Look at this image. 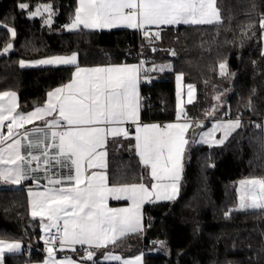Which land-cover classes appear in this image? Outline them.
Wrapping results in <instances>:
<instances>
[{"label":"trees","instance_id":"obj_1","mask_svg":"<svg viewBox=\"0 0 264 264\" xmlns=\"http://www.w3.org/2000/svg\"><path fill=\"white\" fill-rule=\"evenodd\" d=\"M20 3H27L29 9L21 10ZM48 4L56 13L51 25L41 17H28L29 10ZM76 7L77 0H0L1 24L16 31L12 37L0 27V52L7 42L13 44V50L0 55V93L16 91L21 110L28 111L43 104L50 90L70 81L75 66L21 67L22 60L78 52L79 64L85 66L137 61L143 45V67L149 71H142L141 77L150 78L141 82L144 121L176 118L175 77L181 72L197 92L193 103L186 105L187 117L206 119L207 127L209 118L240 116L242 127L222 145L191 143L179 196L146 204L144 231L120 245L130 255L149 248L145 264H264V211L238 209L236 187L238 180L264 177V133L255 127L264 125L259 26L264 0H216L222 26H165L159 39L151 35V42L131 28L69 31L64 26ZM250 24L255 27L249 31ZM221 62L227 63V77L219 75ZM162 65H170V70H151ZM217 95L219 102L213 98ZM218 103V111L206 115ZM134 144L132 138L109 139L110 184L140 181L143 166L130 147ZM25 185L0 188V237L25 243L24 252L6 256L5 264H27L44 256L40 223L29 214ZM97 257L96 264H120L100 260V252Z\"/></svg>","mask_w":264,"mask_h":264},{"label":"snow or ice","instance_id":"obj_2","mask_svg":"<svg viewBox=\"0 0 264 264\" xmlns=\"http://www.w3.org/2000/svg\"><path fill=\"white\" fill-rule=\"evenodd\" d=\"M18 7L29 9L27 3H20ZM42 11L48 13L44 22L51 25L56 14L51 4L38 5L28 12V17L41 16ZM222 24L216 0H78L74 17L64 27L69 31L81 26L83 29L131 28L142 31L151 42V35L159 39L160 32L150 34L148 26L219 27ZM259 26L264 32V15ZM0 27L16 36L14 27L4 24ZM254 27L250 24L248 30ZM12 47V42H7L0 55L7 54ZM171 55L175 56L176 52L171 50ZM37 63L75 66V70L68 83L46 94L43 107L34 106L27 113L18 111L15 92L0 93V182L19 185L25 180H36L30 173H37L42 167L46 176L56 165L68 169L67 176L48 180L54 186H46L43 191L29 190L31 216L34 220L40 219L44 232L41 239L47 258L43 264H96L101 250H104V261L142 264V255L124 259L115 255L114 249L127 236L144 231L145 204L174 201L179 194L186 146L190 143L185 136L192 126L181 99L183 73L176 76L175 122L142 124L139 85L141 72L149 71L143 67L144 61L89 68L79 66L77 54L73 53ZM20 65L24 67V61ZM165 69L170 70V65L154 66L151 70ZM219 70L221 77L230 75L226 62L219 64ZM187 89V103L192 104L195 86L188 84ZM213 98L221 101L220 95ZM219 107V103L214 105L206 115H214ZM37 121L43 122L42 126ZM126 125L135 127L134 135ZM241 127L240 116L235 120H220L201 135L199 143L222 145ZM255 127L264 133V125ZM217 132L222 133L219 139L215 138ZM121 137L135 140L130 147H134L144 173L138 183L110 185L103 171L107 168V144L110 138ZM195 142L193 139L192 143ZM239 183V209L264 211V177ZM110 199L126 200L129 206L110 207ZM77 245L84 252L79 261L70 256L57 258V251L77 252ZM21 247L18 241L0 239V264H5L6 254L19 253Z\"/></svg>","mask_w":264,"mask_h":264},{"label":"crops","instance_id":"obj_3","mask_svg":"<svg viewBox=\"0 0 264 264\" xmlns=\"http://www.w3.org/2000/svg\"><path fill=\"white\" fill-rule=\"evenodd\" d=\"M77 6H78V0H77ZM1 24V22H0ZM165 26H171V25H161L159 26V28L161 27H165ZM174 26H178V25H174ZM154 27H157L155 25H152V26H148V31H152V33L154 34L155 32L157 31H154L153 28ZM82 28V26H81ZM125 28V27H124ZM113 29H116V28H113ZM87 30H110V29H87ZM145 37V36H144ZM3 51V49L1 50ZM262 52L264 53V32H262ZM75 53V52H73ZM73 53H70V54H56V55H51V56H46V57H41V58H36V59H25V60H22L24 61L25 63V66L24 67H42V66H65V65H41V64H38L37 62L42 60V59H48V58H51V57H55V56H67V55H71ZM77 54V53H75ZM77 62L79 64V54H77ZM122 64H139L138 61H131V60H128V61H123V62H119V63H108V64H102V65H95V66H85V65H80L81 67H97V66H108V65H122ZM75 70V69H74ZM69 82V81H68ZM67 82V83H68ZM141 82H142V79H141ZM59 87V86H58ZM57 88V87H56ZM55 89V88H54ZM52 89V90H54ZM51 91V90H50ZM9 92H15L17 94L16 91H9ZM139 92H140V95H141V83L139 85ZM2 93V92H1ZM142 97V95H141ZM47 99V98H46ZM17 100H18V104H19V109L18 111H22V112H30V111H33L34 110V107L31 108L30 110L28 111H23L21 110L20 108V102H19V96L17 94ZM46 102V101H45ZM45 102L43 104H40V105H36V106H41L43 107V105L45 104ZM141 105H142V101H141ZM141 109H142V106H141ZM211 119V123L209 124V126H205V123H206V119H202V120H196V119H193V118H189L188 117V120L191 122V127L189 128L188 132L186 133V136L185 138L188 139L190 141L189 145L186 146V151H185V156H186V152H187V149L188 147L191 145L193 139L196 141V143H199V140H200V137L201 135L204 133V132H207L209 131L213 125L215 123H217L218 121L220 120H225L227 121L228 119H232V120H235L236 118L234 117H220V118H209ZM176 118L174 120H168V121H144L142 119V115H141V112H140V122L142 124H153V123H158V124H166V123H172V122H175ZM183 122V121H182ZM37 125H40L42 126L43 122H40V121H37L36 122ZM33 125H28L26 127H32ZM126 127H129L130 129V132L134 135V132H135V127L133 125H126ZM4 131L6 132V129H4ZM133 131V132H132ZM222 136V133L221 132H217L215 134V138L216 139H219L220 137ZM199 144H203V143H199ZM213 145H216V144H213ZM106 164H107V167H108V150H107V157H106ZM184 169H185V158H184V162H183V172H182V177H183V173H184ZM103 171H106V174H107V177H108V172H107V168ZM143 173H144V169H143ZM69 173H68V169L66 168H61L59 165H56L54 167H52L49 172L47 173V176L45 174V172L43 171V167L42 169L37 172V173H30V175H35L37 177L36 180H32V179H29V180H25L23 181L21 184L19 185H13V184H5L3 182H0V188H3V187H20L22 186L24 183H26L25 187L27 189V195H28V203H29V214L31 215V204H30V200H31V197L29 196V190L33 191V192H36V191H43L45 189V187H52L54 185H50L48 183V180L49 179H60L61 177L63 176H67ZM182 179V178H181ZM181 181V180H180ZM109 182V181H108ZM140 182V181H139ZM147 182V181H145ZM134 183H138V182H134ZM110 184V183H109ZM127 184H131V183H127ZM39 185V187H38ZM112 185V184H110ZM118 185H121V184H118ZM55 186H59V185H55ZM157 202H162V201H157ZM146 205V204H145ZM145 205L142 209V213H143V223H144V216H145V213H144V208H145ZM109 206L110 207H128L129 206V202L126 201V200H109ZM32 217V216H31ZM39 223H40V230H41V233H40V241L42 242L43 246H44V241L41 239V237L44 235V232L41 228V222H40V219L39 218H36ZM46 222V221H45ZM132 235H135V234H132ZM132 235H129L127 236L123 241L125 242V240L127 238H129L130 236ZM0 239H5V240H8V241H18L21 243L22 247H21V251L19 253H14V254H22L25 250V243L23 240L21 239H13V238H1ZM122 241V242H123ZM121 242V243H122ZM123 242V243H124ZM120 245V244H119ZM119 245L117 247H115L114 249V254L115 255H119L121 256L122 258L124 259H133L135 256H138V255H142V264H145V254L144 252L141 250L135 254H129L127 253L126 251L128 250L126 247H123V244H121L119 247ZM79 245L76 246L77 248V252H78V256H75V253H73L71 250H64L63 252L61 251H57L56 255H57V258H62L64 256H70L72 257L73 260H76V261H79L81 257L84 256V254H82L81 252H79ZM109 248L111 249V246H109ZM104 250H101L100 253H101V258L100 260L104 261L103 258H102V252ZM44 256L41 260H37V261H30L28 262L27 264H43V261L47 258V253H46V249H44ZM99 253V252H98ZM97 253V254H98ZM14 254H6V256L8 255H14ZM105 262H117V263H120L119 261H105ZM85 264H92V262H85Z\"/></svg>","mask_w":264,"mask_h":264},{"label":"rangeland","instance_id":"obj_4","mask_svg":"<svg viewBox=\"0 0 264 264\" xmlns=\"http://www.w3.org/2000/svg\"><path fill=\"white\" fill-rule=\"evenodd\" d=\"M36 9V8H35ZM34 9V10H35ZM29 11H33V10H29ZM28 11V12H29ZM37 17H41L42 19H43V21H45V19H47L48 18V13L47 12H43L42 11V15L41 16H37ZM45 23V22H44ZM119 28H124V27H119ZM153 30L154 31H159L160 30V28H158V27H154L153 28ZM75 53H77L78 54V52H75ZM178 74H181V72H177L176 73V76L178 75ZM142 79L143 80H145V81H147L148 79H149V77L148 76H143L142 77ZM175 80H176V77H175ZM189 83H186L185 82V80H184V76H183V79L181 80V82H180V92H181V99H182V101H183V103H184V107H185V110H186V105L188 104L187 103V100H188V89H187V85H188ZM190 84H192V83H190ZM192 85H194V84H192ZM195 86V85H194ZM196 96H197V92H196V88H195V93H194V99H193V101L196 99ZM176 97H177V80H176ZM253 178H257V177H253ZM241 180H238L237 182H236V187H237V191H238V194L240 195V192H239V189H240V182ZM181 182V181H180ZM180 182H179V193H180ZM178 196H179V194H178ZM177 196V197H178ZM237 208L239 209V201H238V204H237Z\"/></svg>","mask_w":264,"mask_h":264},{"label":"built area","instance_id":"obj_5","mask_svg":"<svg viewBox=\"0 0 264 264\" xmlns=\"http://www.w3.org/2000/svg\"><path fill=\"white\" fill-rule=\"evenodd\" d=\"M149 32H150V34H153L152 31H149ZM11 50H13V47H12ZM143 53H144V46L141 45V47L139 48L138 53H137V57H138V58H137V61H138L139 64H140L141 61H145V59L143 58ZM53 231H55V230L53 229ZM85 247H86V246H85ZM44 249H46L45 244H44V246H43V251H44ZM79 251H80L82 254H84V252L81 250V246L79 247ZM142 251L144 252L145 255L151 252V250H150L149 248H146V247H144V248L142 249Z\"/></svg>","mask_w":264,"mask_h":264},{"label":"water","instance_id":"obj_6","mask_svg":"<svg viewBox=\"0 0 264 264\" xmlns=\"http://www.w3.org/2000/svg\"><path fill=\"white\" fill-rule=\"evenodd\" d=\"M148 42H149V40L148 39H146ZM176 56V55H175ZM154 79V76L153 77H151V80H153ZM183 254V253H182Z\"/></svg>","mask_w":264,"mask_h":264}]
</instances>
